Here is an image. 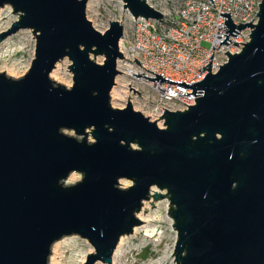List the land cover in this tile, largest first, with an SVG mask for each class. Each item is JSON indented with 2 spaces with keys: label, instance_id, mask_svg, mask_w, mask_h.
Listing matches in <instances>:
<instances>
[{
  "label": "water",
  "instance_id": "1",
  "mask_svg": "<svg viewBox=\"0 0 264 264\" xmlns=\"http://www.w3.org/2000/svg\"><path fill=\"white\" fill-rule=\"evenodd\" d=\"M120 1L135 19H162L145 0ZM87 2L0 0V9L18 16L0 42L22 30L35 40L22 77L0 73V264H48L51 246L73 235L93 249L83 264H111L150 199L152 207L169 202L174 264H264V0L255 25L219 14L227 18L219 46L239 30L251 32L240 53H224L216 73L211 53L196 83L132 74L199 95L187 110L164 109L163 128L129 101L111 106L123 26L109 21L99 32ZM64 58L68 88L50 79ZM74 172L81 179L65 184ZM122 180L131 185L120 187Z\"/></svg>",
  "mask_w": 264,
  "mask_h": 264
},
{
  "label": "built area",
  "instance_id": "2",
  "mask_svg": "<svg viewBox=\"0 0 264 264\" xmlns=\"http://www.w3.org/2000/svg\"><path fill=\"white\" fill-rule=\"evenodd\" d=\"M145 1L162 14V19H135L128 13V24H122L123 37L119 41V50L123 59L117 60V70L120 75L130 77L136 83L133 89L135 100L131 102H139L142 108L148 109L150 120L161 122L160 128H163V121L159 117L165 110H187L189 105L195 104L194 99L199 95H192V89L178 84L150 82L132 74L154 78L155 75L151 73L154 72L168 80L196 83L207 74L208 70L202 71L201 68L208 64L211 53L210 73H216L219 66L227 61L224 53H240L244 44L250 41L251 32L249 28L239 30L235 37L228 35L227 39L232 42L219 46L225 38L223 26L224 19L227 20L219 14L230 12L229 18L234 25L252 19L251 24L255 25L258 21V16H255L259 11L258 4L262 0H212L213 4L208 0ZM133 57L140 65L133 61ZM207 68L209 65L204 67ZM186 93H190L189 96Z\"/></svg>",
  "mask_w": 264,
  "mask_h": 264
},
{
  "label": "rangeland",
  "instance_id": "3",
  "mask_svg": "<svg viewBox=\"0 0 264 264\" xmlns=\"http://www.w3.org/2000/svg\"><path fill=\"white\" fill-rule=\"evenodd\" d=\"M94 6L86 7V17L91 22L92 26L99 32L105 31L109 26V21H118L121 24H128L129 14L122 7L120 0H94ZM0 15V33L6 31L10 25L18 19L10 7L5 6ZM35 40L30 31L22 30L14 35H11L0 42V73L7 77L18 79L22 77L28 70L31 60L34 55ZM206 46L205 44H202ZM91 58L102 63L103 56H93ZM70 61L67 58L59 61L55 69L56 76H51L50 79L57 84L65 87H70L72 84V75L67 66ZM135 81L130 77L120 75L115 79V85L110 92V104L113 108H124L127 101L132 105L133 110L141 112L148 117V109L142 108L139 102L131 103L135 100ZM113 93V94H112ZM150 119V118H149ZM157 121V120H156ZM159 127H162V123ZM67 135L80 140L82 137L76 136L72 131H66ZM86 140L92 142L90 131H88ZM135 147V146H133ZM75 173L76 180L65 184H74L81 179L79 173ZM68 178V177H67ZM131 183L126 180L120 182V187L126 188ZM156 190V189H155ZM165 193V191H160ZM151 199L144 201L139 213L144 217L146 222L142 223L137 228L134 235H126V245L124 246V256L118 264H150L156 260H161V264H174L172 255L176 242V231L173 229V220L168 214L169 202L167 199L153 203ZM152 207V208H151ZM137 212V213H138ZM136 213V214H137ZM135 214V215H136ZM62 242L56 250L58 264H83L88 254L93 252L92 247L86 240L78 236H68L61 239ZM54 252L53 245L49 255L48 264H51L50 257ZM101 264V263H96Z\"/></svg>",
  "mask_w": 264,
  "mask_h": 264
},
{
  "label": "bare ground",
  "instance_id": "4",
  "mask_svg": "<svg viewBox=\"0 0 264 264\" xmlns=\"http://www.w3.org/2000/svg\"><path fill=\"white\" fill-rule=\"evenodd\" d=\"M94 0H88L87 2V8H91L92 6H94ZM1 12H2V9H0V15H1ZM34 39V38H33ZM51 76H56V70H53L51 72ZM113 94V93H112ZM132 103V102H131ZM133 104V103H132ZM123 109V108H121ZM158 126H160V124L158 123ZM76 180V176H75V173H71L68 178H67V181L68 182H72V181H75ZM136 218L140 221H144L146 222V220L144 219V217L138 212L136 214ZM137 232V228L134 229L133 231V234L135 235ZM126 237L125 236H122L120 239H119V242L117 244V247L115 249V252L113 254V257H112V262L111 264H118V262L121 260V258L124 256V246L127 244L126 243ZM62 240L60 239L59 241L55 242L53 244V249H54V252L51 254L52 257H50V261H51V264H58V259H57V254H56V250L58 249V247L60 246ZM150 264H161V260H156Z\"/></svg>",
  "mask_w": 264,
  "mask_h": 264
}]
</instances>
